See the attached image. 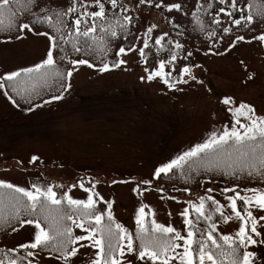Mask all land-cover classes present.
I'll return each mask as SVG.
<instances>
[{
  "label": "rangeland",
  "instance_id": "obj_1",
  "mask_svg": "<svg viewBox=\"0 0 264 264\" xmlns=\"http://www.w3.org/2000/svg\"><path fill=\"white\" fill-rule=\"evenodd\" d=\"M137 11L141 18L138 35L149 25H155L154 30L158 31L153 41L165 32L167 25L163 13ZM134 45L137 51L122 55L120 58L126 63L120 67L101 72L93 66L81 65L86 69L74 66L68 100L57 104L54 103L56 100L48 102L46 106L19 112V116L13 117L14 125L8 128L9 131L0 132V179L27 189L33 184L43 189L52 186L57 198L60 192L56 188H64L74 199L83 200L91 194L86 189L94 182L98 189L95 192L113 202L114 220L121 225L131 229L137 226L138 210L144 206L148 208L145 213H150L151 220L154 218L157 223L170 225L186 234L182 211L189 206L188 201L195 202L203 186L204 192L208 193L211 185L202 182L194 187L190 174L186 181L171 173H162L157 178L155 170L176 158L174 151L181 145V150H190L202 133L203 139L198 143H203L213 131L219 132L225 125L231 128L233 113L229 111L230 107L235 108L243 102L252 105L258 116H264V45L255 40L240 42L231 51H220L223 55L205 56L206 50L201 49L193 57L202 65L195 69V74L203 83L190 82L182 86L183 91L168 90L159 78L148 82V73L138 51L143 47V38L137 39ZM50 48L51 42L45 36L28 32L10 42L0 40V78L41 63ZM116 60L117 57L113 61ZM79 68L83 72L78 76ZM74 73L77 74L75 80ZM141 77L145 79L141 80ZM225 97H232L235 103L225 105L222 103ZM53 108L55 112L50 111ZM62 108L66 112L62 113ZM0 111L3 115H14L2 95ZM101 123L103 125L99 127ZM2 146L8 152H3ZM38 154L49 166L43 169L31 167L32 158ZM79 174L89 175L83 180V188L77 181ZM260 180L264 183V177ZM137 185L139 191L134 190ZM215 189L208 194L220 200L225 205V212L231 214L228 201L221 194L223 189L218 192ZM241 205L243 210V201ZM252 210L257 217L264 215V211L255 207ZM27 219L35 217L28 215L10 225L22 229L10 238L18 245L34 237L31 226L25 227L29 224L22 223ZM239 224L235 218L227 223L220 222L217 231L220 235L234 236ZM260 224L264 225V221ZM73 233L86 235L75 227ZM79 243L89 244L88 241ZM247 250L256 253L254 264H264V245H250ZM95 251L90 247L81 249L73 258V264H84L85 254L90 257ZM41 258L42 264H59L51 260L47 252L41 253Z\"/></svg>",
  "mask_w": 264,
  "mask_h": 264
},
{
  "label": "snow or ice",
  "instance_id": "obj_2",
  "mask_svg": "<svg viewBox=\"0 0 264 264\" xmlns=\"http://www.w3.org/2000/svg\"><path fill=\"white\" fill-rule=\"evenodd\" d=\"M139 4L164 9L168 13L182 9L180 3L165 5L163 0H139ZM14 5L22 10L20 15L14 10ZM195 9L192 16L197 17L201 31L206 33V42L211 41L203 52L205 56L223 55L220 47L228 36L233 39L225 48V53L239 42L251 43L255 40L264 43V32L254 35L248 41L244 35L232 32V26L247 28L253 24L251 11H245L244 0H207L206 3L197 0ZM24 13L30 16L26 21L23 20ZM203 16L208 17L209 24L204 23ZM140 23L139 11L134 12L125 0H69L67 6L59 5L58 0H0V28H5L8 33L4 42L13 39V32L43 35L51 42V48L41 63L6 74L0 78V89H6L5 82H9L12 92L21 96L30 95L35 90L36 82L63 77L64 73L59 70L57 60L54 59V50L61 53L58 59L63 62L66 58L63 54L65 44L71 42L73 49L79 52L78 44L81 41L87 43L89 38L95 41L98 29L104 38L119 39L123 35L128 40L135 35L132 29ZM169 23L170 32L175 31L176 37L187 40L180 31L182 26L174 17ZM41 26L50 29L53 34H49V31H37ZM155 28V25H149L137 36V39L143 38V47L138 49L142 57H146L145 50L152 47L149 40L152 39L151 34ZM170 32H164L154 39L156 53H165L168 58L159 59L158 67L154 70L145 69L148 73L147 81L159 78L172 91H183L182 86L190 82L203 83L198 81L195 74V69L202 65L192 59L195 53L201 51L200 46L192 44L189 47L181 39H173ZM15 38L20 39L21 36L16 35ZM131 51H137L134 44L127 50L121 46L115 54L117 60L112 64L104 63L99 71L105 72L124 65L126 61L120 57ZM147 62L145 59V63ZM70 63L73 66H93L86 59L72 60ZM66 75L70 80L73 69L67 70ZM144 79L145 77H141V80ZM29 82H32L31 89L24 87ZM70 87L71 84L68 83L64 91ZM5 96L16 104L7 90ZM61 98L62 96H54L52 99ZM222 103L232 105L235 102L232 97H225ZM229 111L233 113L231 128L225 125L219 132L213 131L203 143L194 145L190 150L156 168L155 177L167 174L174 168L180 169L183 174L186 166L191 168L193 165L205 169L264 168V116H258L252 105L243 102L235 108L230 107ZM36 159L35 156L32 158L33 161ZM145 183L150 184L151 181ZM80 186L84 187L83 180ZM134 190L139 191V185ZM86 191L91 192L90 189ZM207 191L211 193L213 190ZM243 191L245 195H241L236 187L222 190L221 194L228 201L227 207L231 209V214L226 213L225 205L212 195L199 197L198 203L188 201L189 207H185L181 213L186 234L170 225L157 223L154 218L149 227L145 222V207L141 206L136 216L137 229L133 234L115 222L113 202L99 197L106 204L105 221V212L97 209V201L94 199V196H99L98 193L92 192L86 200L74 199L68 192L57 198L52 186L43 189L33 184L31 189H27L0 179V224L7 223L4 215L6 211L16 219H19L21 212L35 217L22 221L34 224L33 239L15 247L0 248V264H42L41 253L44 252L59 264H73V258L86 247L96 251L90 257L85 254L84 264H254L256 253L247 249L250 245H264V225L260 224L264 221V215L257 217L252 208L264 211V192L257 188H245ZM228 192H234L235 195H227ZM238 200L243 201L242 211L238 210ZM64 202L68 211L60 207ZM53 206H57L55 211ZM189 208L195 213L194 218H190ZM234 218L240 221L235 235H221L218 239L215 235L217 221L227 223ZM67 222H71V226ZM73 226L83 230L86 235H74ZM12 230L16 231L15 228ZM82 241H88L89 244L79 243ZM137 241L138 244L135 243Z\"/></svg>",
  "mask_w": 264,
  "mask_h": 264
},
{
  "label": "trees",
  "instance_id": "obj_3",
  "mask_svg": "<svg viewBox=\"0 0 264 264\" xmlns=\"http://www.w3.org/2000/svg\"><path fill=\"white\" fill-rule=\"evenodd\" d=\"M260 1V6L263 10H261L260 14L264 19V0H251L250 2H245L244 5H246L247 8L249 6L253 5L256 6L257 3ZM197 0H163V4H171V3H180L182 5L181 11H172L170 13L166 12L164 9H157L155 7H147L146 5H140L139 0H125V3L130 7H141L144 10H154L164 13L165 15L171 14L174 16L175 20L178 22V17L181 16L180 25L182 26L180 31L183 32V35L187 37V40L185 42V39L183 37H176L175 31L170 32V23L168 26V32H170V35L174 36L176 39H181L182 43H200L202 46L206 47L208 46L211 41L206 42L207 35L206 33L201 31V25L197 22V17L192 16V12L195 11V5ZM202 3H206L207 0H201ZM69 3V0H58V4L61 6H67ZM14 10L17 12L18 15L21 14L22 10L17 8L15 5L13 6ZM134 11V9H133ZM187 13V15H185ZM30 18L29 14L24 13L23 14V20H28ZM205 24H209L210 20L207 16L202 17ZM222 19H225L222 17ZM258 21V19L256 18ZM19 22V21H18ZM7 25V19H5V28ZM227 26V25H226ZM139 27V26H138ZM138 27H135L132 29L133 33L135 35L129 37L128 40H125L123 35L119 37V39H109L104 38L102 34L99 32V29L96 33V40L93 41L91 38L88 39V42L85 43L81 41L78 44V47L80 48L79 52H76L73 47L72 43L69 42L64 45V53L66 58L63 62L59 61V56L61 53L58 50H54V59L57 60V67L59 70L64 73L63 77L60 79H52L47 82H36L35 84V90L31 91L30 95H17L16 93L12 92L11 86L9 82L7 83L8 93L9 95L13 97L19 96L21 98V101H29L27 104L30 105V103H42L49 99H52L54 96H58L61 94V92L65 89L67 86V70L70 69V64L68 63L70 59H86L92 63L95 64H104L109 63L112 64L115 61L114 58L116 50H119L121 46H124L125 48L131 47V45L134 43V40L136 38V35L138 33ZM5 28H0V34L3 37H6L8 34ZM245 27L241 26L240 28H237L236 26H232V32L237 33L241 29H244ZM37 31H49V34H53L50 29H47L46 27H39ZM19 32H13V39L16 35H19ZM231 36H228L223 46L220 48H223L228 42ZM196 41V42H195ZM152 47L150 49H146V58L149 62L152 64H156L159 59H167V55L165 53H160L159 55L156 53L155 48L156 46L153 43H150ZM167 70V69H166ZM23 75V74H22ZM25 88H32V82H29L24 85ZM193 165L191 168H188L186 166L184 173H181L180 169H175L174 174L176 173V176L179 177L181 181H186L189 174L191 175V183L193 186H197L202 182H212V183H224L229 187H236L237 191L242 192L243 188H246L250 185H262L264 186V183L261 182V178L264 177V168H261L257 166L256 168L248 169L245 168L243 170L237 168L235 170L230 168H218L213 167L211 169H205L202 167H196ZM188 181V182H189ZM187 184V183H186ZM202 190V188H201ZM229 195H235L234 192H228ZM210 205V202H207ZM239 203V207L242 210V205ZM57 206H53V210H56ZM63 208V210H69L67 204H63V206H60ZM98 208V207H97ZM100 210V209H98ZM24 214L21 212L20 215ZM5 218L7 219L10 214L6 211L4 213ZM25 215V214H24ZM218 215V214H217ZM107 219H105L106 221ZM219 221V220H218ZM217 221V222H218ZM6 223L0 224V232L5 228ZM150 227V226H149ZM137 229V228H136ZM136 229L134 231L136 232ZM217 238L221 235L215 233ZM138 244V241L135 242Z\"/></svg>",
  "mask_w": 264,
  "mask_h": 264
}]
</instances>
